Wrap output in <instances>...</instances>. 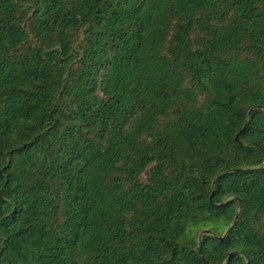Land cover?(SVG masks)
I'll list each match as a JSON object with an SVG mask.
<instances>
[{"label":"trees","instance_id":"16d2710c","mask_svg":"<svg viewBox=\"0 0 264 264\" xmlns=\"http://www.w3.org/2000/svg\"><path fill=\"white\" fill-rule=\"evenodd\" d=\"M263 162L264 0H0V264H264Z\"/></svg>","mask_w":264,"mask_h":264},{"label":"water","instance_id":"95a60500","mask_svg":"<svg viewBox=\"0 0 264 264\" xmlns=\"http://www.w3.org/2000/svg\"><path fill=\"white\" fill-rule=\"evenodd\" d=\"M262 165H264V162H263ZM217 206H219V205H217ZM202 233H207V231H203ZM224 235H225V233H224ZM224 235H223V236H224ZM218 239H221V238H218ZM231 254H232V253H229L228 256H227V258H228Z\"/></svg>","mask_w":264,"mask_h":264}]
</instances>
